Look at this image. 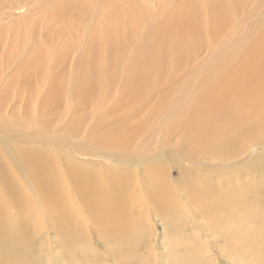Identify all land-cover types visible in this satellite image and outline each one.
Returning a JSON list of instances; mask_svg holds the SVG:
<instances>
[{
	"label": "rangeland",
	"instance_id": "1",
	"mask_svg": "<svg viewBox=\"0 0 264 264\" xmlns=\"http://www.w3.org/2000/svg\"><path fill=\"white\" fill-rule=\"evenodd\" d=\"M0 4V138H2L0 147H4L1 143L6 141L9 143V146L5 147L6 150H9L11 145L15 157L19 158L21 146L23 154L25 152L30 154L28 158L32 165L40 163L46 168L47 174L48 168L52 167L54 174H48L46 182L52 183L51 190L61 199L69 198L73 202L69 213L63 216L73 223L72 229L75 228L73 241H76L77 246L72 252L73 260H69L67 256L60 264H240L231 258V254L235 252H241L252 259V255L247 254L242 248H233L226 245L222 238L207 235V231L213 232L211 226L215 227L213 225L218 223L217 216H207L201 211V208L205 209L204 202L191 203L181 196L179 190L181 172L172 167L170 153L164 152L163 159L160 157L158 160L150 161L161 151L171 150V147L196 159L210 154V146L196 139L200 134V118L191 117L199 106L197 100L201 103L202 100L187 88L185 80L192 75L190 88H193L200 80L201 68L213 62L214 58H210L213 46L220 48L224 45L223 42H230L235 35L226 31L213 40V46L204 44L203 48L199 47L198 56L196 53L193 59L185 62L188 66L184 64L177 72L175 70L171 77H167L168 83L165 88L162 86L163 89L161 87L159 93H153L151 90L149 96L139 100L130 99L131 107L124 103L126 98L121 94V71L120 75H117L110 97L105 96L104 90H98L95 101L79 107L75 103L68 106L71 102L68 100V93L63 95L60 102L47 99L51 85L49 81L53 77H57L58 80L64 77V87L67 89L69 71L75 68L84 56L94 49L102 55L104 47L109 48L108 44L112 37L105 29L107 27L112 34L115 25L113 14L107 24L106 21H101L106 10L101 20H98L101 0H0ZM171 4L173 5V2ZM146 5L152 14L159 13L158 0H148ZM244 5H246L243 7L244 13L250 12L249 19L246 18V26L256 24L264 18V0L256 2L254 0L250 7L247 6L248 2ZM167 7L166 10L171 13L172 6L169 9ZM201 10L204 17L210 13L209 9ZM118 26L123 29L119 22ZM263 27L264 24L258 25L256 30L260 31ZM227 45L230 47V44ZM100 55L98 60L101 59ZM225 93L230 94L233 91ZM177 97L182 99L189 113L174 114L167 120L168 116L163 112ZM74 124H77V128L72 126ZM2 128L11 131L8 132L9 138L6 136L7 132L4 133L6 135L1 132ZM254 128L256 133H264L263 123H255ZM109 132L118 133L124 142L111 140ZM15 139L25 140L27 143L23 142L16 146V142L13 141ZM258 143L248 142L241 136H236L230 147L239 153L251 155L249 160L258 158L256 170L236 169L233 168L237 167L233 163H223L215 166L204 176L198 177V180L203 182L208 179L207 187L215 189H212L215 192L213 195L222 200L227 199L229 204H235L233 207L237 211H242L241 204L246 202L248 207L245 210L248 211V216L253 213L249 201L257 203L256 209L261 210V214L264 213V200L254 192L258 186L264 188V166L260 165L264 163V159H261L264 155V141L257 146ZM256 146L257 150H254ZM39 153L45 161L38 160L36 154ZM56 155L59 162L63 163L62 166ZM123 160L127 162L124 163ZM167 166L172 168L170 172L164 174L163 169ZM147 169H150L151 173L153 171L157 178L161 180L164 178L163 181L166 182L167 190L164 196L168 204L165 203L163 213H158L154 204L144 197L141 181L144 182L143 172ZM75 176L83 178L81 186L84 191L93 193L90 197L93 203L112 202L115 197L108 183L115 178L125 177L120 185L124 188L126 197L116 205V208L125 207L130 203L133 207L131 208L133 225L131 224L126 235L130 237L132 235L135 246L128 249L125 247L124 256L127 261L116 262L113 255L117 247L106 245L90 222L85 223L78 218L84 215V211L80 195L72 182ZM219 177L221 186L215 185ZM22 182L25 183L23 180ZM30 185L29 188L32 189L33 186ZM26 191L28 192L27 189ZM41 197L39 192L30 196L36 202L34 205H39L40 214L46 221V203L41 201ZM243 200L245 202H242ZM188 209H191L189 214ZM45 221L43 222L45 226H42L44 236L49 234V244L59 251L57 247L59 242L55 234L50 232L46 234ZM259 223L264 225L260 220ZM259 232L262 233L263 230L260 229ZM35 234L36 245L47 247L44 257L46 264H51L49 253L52 249L45 244L46 241L40 242L42 235L36 231ZM252 235L254 234L251 233L250 236ZM260 236H263V245L259 246L262 251L264 232ZM221 246L226 252L218 250Z\"/></svg>",
	"mask_w": 264,
	"mask_h": 264
},
{
	"label": "bare ground",
	"instance_id": "2",
	"mask_svg": "<svg viewBox=\"0 0 264 264\" xmlns=\"http://www.w3.org/2000/svg\"><path fill=\"white\" fill-rule=\"evenodd\" d=\"M147 1L101 0L98 20H101L105 10L107 12L101 21H106L107 24L111 14L115 19L112 34L107 27L105 29L112 37V41L108 44L109 48L105 46L102 55L94 49L78 64L76 63L77 66L69 71L67 89L64 87V77L61 80L53 77L49 81L51 85L48 89L47 99L60 102L63 95L68 93V100L71 101L68 106L75 103L79 107L82 104L95 101V94L98 90H104L105 96L108 98L112 95L117 75L121 71V94L126 98L124 103L131 107L130 99L139 100L149 96L152 93L151 90L153 93H159L162 86L165 88L168 83L167 77H171L175 70L177 72L188 59L192 58L198 52L199 47L203 48L204 44L213 46V40L226 31L235 35L230 42H223L224 45L220 48L213 46L210 57L214 58L213 62L208 66L199 67L201 68L200 80L193 88H190L192 75L185 80L187 88L202 100V103L197 100L196 103L199 106L193 111L191 117L193 119L200 118V134L196 139L210 146V154L196 159L171 147V150L161 151L150 161L158 160L160 157L163 159L164 152L170 153L172 167L181 172V176H179L181 196L191 203L204 202L205 209L201 208V211L207 216H217L218 223L213 225L215 227L211 226L213 232L208 233L207 231V235H213L217 239L222 238L226 245L233 248L240 247L247 254L252 255V259H249L241 252L231 254V258L240 264H264V250L260 251L259 249V246L263 245V236L260 235L264 232V225H260L259 220L264 223V213L261 214L262 211L256 209L257 203L249 201L253 213L248 216V211L245 210L248 205L244 200L242 202L245 203L241 204L242 211H237L233 207L235 204H229L227 199L222 200L213 195L215 194L212 190L214 188L207 187L208 179H205V182L198 180L199 176H204L215 166L218 167L223 163H233L237 166L233 168H249L250 171L255 169V165H258L256 164L258 158L249 160L251 155L239 153L230 147L236 136H241L248 142H259L257 146L264 141V133H256L254 128L255 123L264 124V27L260 31L256 30V26L264 24V18L256 24L246 26V18L249 17L250 12L245 14L243 7L246 6L244 5L246 2L250 7L254 0H158V6L162 11L155 14H152L148 9ZM174 2L176 3L174 4ZM167 6L169 8L172 6L171 13L166 10ZM202 8L210 10L206 17L202 14ZM165 11L167 12L165 13ZM118 22L123 25L122 30L119 28ZM227 44H230V47H227L229 46ZM99 55L101 56L100 60H98ZM124 58L125 60H123ZM191 62L189 61V63ZM185 66L188 65L185 64ZM198 70L200 71V69ZM183 72L185 71L183 70ZM231 90L233 93H225ZM152 96L155 95L152 94ZM183 113L186 114L189 111L186 110L179 97L172 100L163 112L168 116V118L166 116L167 120L174 114ZM72 126L77 128V124ZM1 132L3 134L7 132V135H4L9 138L8 132L11 131L3 129ZM108 136L111 140L124 142V139L116 132H109ZM13 141L16 142V146H20V143L23 142L27 143L25 140L18 139ZM1 144L4 147H0V264H46L44 256L47 247L36 245L35 231L42 235L40 242L46 241L45 244L52 249L49 253L51 264L63 263L67 256L69 260H73L72 252L77 246L76 241H73V229L75 228L72 229L73 223L65 219L63 214L67 215L70 206L74 204L69 198L61 199L55 191L51 190L52 183L46 182V178H49L48 174H54V169L49 167L47 174L46 168L40 163L32 165L29 162L30 154L27 152L23 154L21 146L18 158L15 157L11 145L10 149L6 150L5 147L9 146V143L5 141ZM257 146L254 147V150H257ZM49 147L55 149L51 145ZM36 156L38 160H43L40 153ZM261 159H264V155ZM122 162L126 163L127 160ZM59 163L61 166L63 165L61 161ZM260 165L264 166V163ZM171 168L167 166L166 169H163L164 174L170 172ZM150 169L143 172L145 179L144 182L141 181L143 194L154 204L158 213H163L166 204H168L167 201L165 202L166 196H164L167 185L163 181L164 178L163 180L157 178ZM27 170L30 172H26ZM220 178L215 181V185L221 186ZM55 179H57L56 174ZM124 179L125 177H118L108 183L110 191L115 197L110 203H93L90 200L93 193L84 191L81 186L83 178L75 176L72 181L80 195L84 211V215H80L78 218L85 223L90 222L99 238L106 245L117 247L116 253L113 255L116 262L118 260L127 261L124 256L125 247L128 249L135 246V239L133 240L132 235L131 237L126 235L133 225L132 203L119 209L116 208V205L126 197L125 190L120 185ZM68 181L71 182V179L68 178ZM22 183L26 184V188ZM30 184L33 186L32 189L29 188ZM37 192L42 195L41 201L46 203V221L40 214L39 205L35 206L36 202L30 198ZM254 192L264 200L262 186L255 188ZM189 210L191 209H188V214ZM197 211L199 210L197 209ZM44 221L46 222V234L54 233L58 239L59 251L49 244L50 235L44 236L42 229V226H45ZM260 229L263 230L262 233L259 232ZM251 233L254 235L250 236ZM247 240L250 241L247 242ZM219 249L226 252L222 246Z\"/></svg>",
	"mask_w": 264,
	"mask_h": 264
}]
</instances>
